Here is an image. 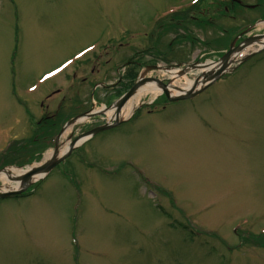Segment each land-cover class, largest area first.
<instances>
[{
	"label": "rangeland",
	"instance_id": "374dc122",
	"mask_svg": "<svg viewBox=\"0 0 264 264\" xmlns=\"http://www.w3.org/2000/svg\"><path fill=\"white\" fill-rule=\"evenodd\" d=\"M186 1L0 0V149L36 132L37 145L26 143L36 154L27 165L42 162L49 136L93 102L101 110L123 96L140 64L216 59L249 21L257 28L239 31L235 46L264 33L261 11L244 5L258 0H201L158 20ZM214 3L220 10L213 19ZM191 10L195 18H182ZM90 43L101 45L31 97L24 92ZM137 52L145 59L120 69ZM117 70L131 75L114 91L100 89L95 101L98 82L117 79ZM229 70L163 112L141 105L155 94L147 92L138 100L143 116L75 149L33 194L0 200V264H264V51ZM149 75L168 78L157 69ZM28 156L14 155L7 164ZM126 161L162 191L142 185ZM111 164L122 165L117 174L100 172Z\"/></svg>",
	"mask_w": 264,
	"mask_h": 264
},
{
	"label": "bare ground",
	"instance_id": "6f19581e",
	"mask_svg": "<svg viewBox=\"0 0 264 264\" xmlns=\"http://www.w3.org/2000/svg\"><path fill=\"white\" fill-rule=\"evenodd\" d=\"M264 26V24H262ZM80 61V60H78ZM76 64V63H75ZM69 68H66L64 71H66ZM63 71V72H64ZM61 72V74L63 73ZM59 76V74L57 75ZM55 76V78L57 77ZM54 79V77L52 78ZM202 80H199V84L201 83ZM193 84V80H187L186 76L183 75V79L177 80L174 84L172 83V87H171V91H173L172 96L175 95L176 93L182 92L184 89H186L187 87H190ZM173 85H176L177 87L174 88ZM39 89H37L34 93H36ZM179 90V91H177ZM147 92H152V93H156L157 92V88L150 82H146L145 84H143L138 90L137 92L123 105V107L118 110L115 109L113 110L112 108L110 110H106L107 114L111 117H116V118H124L130 115V112L132 110V108L135 105V102L144 94H146ZM131 100V101H130ZM79 121H83V118L79 119ZM21 171H15V173H19ZM3 177V175H2Z\"/></svg>",
	"mask_w": 264,
	"mask_h": 264
},
{
	"label": "water",
	"instance_id": "95a60500",
	"mask_svg": "<svg viewBox=\"0 0 264 264\" xmlns=\"http://www.w3.org/2000/svg\"><path fill=\"white\" fill-rule=\"evenodd\" d=\"M263 36H258V37H255L251 40H248L246 42H250L252 40H255V41H260L258 40L259 38H262ZM264 45V43H263ZM238 48L234 49L233 47L230 49V51L228 53H226L220 60V63L219 64H216V68L212 71H209V72H205L203 73V77H204V81H203V85L199 88V89H191L189 91H187L186 93L182 94V95H179V96H176V97H173L171 98L169 96V93L168 91L166 90V88L163 86V90L165 91V93L167 94V96L169 97V99H172V100H177V99H182V98H187V97H191L193 96L194 94L200 92L208 83L214 81L215 79L219 78L226 70H228V67H229V64L232 60V55H233V52L235 50H238ZM102 128H105V127H102ZM107 128V127H106ZM101 130V129H99ZM55 156L52 157V160L49 161L46 165L38 168L36 170V172H39L40 170H49L56 162L57 160L54 158ZM8 194H5L4 196H7Z\"/></svg>",
	"mask_w": 264,
	"mask_h": 264
},
{
	"label": "flooded vegetation",
	"instance_id": "af4514ba",
	"mask_svg": "<svg viewBox=\"0 0 264 264\" xmlns=\"http://www.w3.org/2000/svg\"><path fill=\"white\" fill-rule=\"evenodd\" d=\"M219 10H220V8H219L218 4L214 3L213 4V11H212V14H211L213 19L215 18V14L217 12H219ZM191 17H193V16H191ZM162 107L164 108L165 106H162Z\"/></svg>",
	"mask_w": 264,
	"mask_h": 264
}]
</instances>
